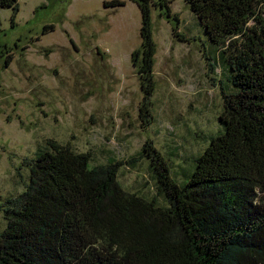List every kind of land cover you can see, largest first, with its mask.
<instances>
[{"label":"trees","instance_id":"1","mask_svg":"<svg viewBox=\"0 0 264 264\" xmlns=\"http://www.w3.org/2000/svg\"><path fill=\"white\" fill-rule=\"evenodd\" d=\"M131 1L142 19V45L132 59L139 56L150 94V8L169 6ZM185 2L217 47L230 83L222 87V131L182 179L152 144L143 146L162 202L124 190L119 161L93 165L89 151L48 140L32 161L25 190L3 209L0 264H264V0ZM0 8L16 13L17 0H0ZM10 62L7 57L4 64Z\"/></svg>","mask_w":264,"mask_h":264},{"label":"rangeland","instance_id":"2","mask_svg":"<svg viewBox=\"0 0 264 264\" xmlns=\"http://www.w3.org/2000/svg\"><path fill=\"white\" fill-rule=\"evenodd\" d=\"M105 1L17 0L16 13L0 8V232L7 200L25 190L50 139L89 151L93 165L119 161L124 190L162 202L143 146L152 144L182 179L222 131V87L230 83L185 0H166L169 11L150 8V94L139 56L132 59L142 45L140 9Z\"/></svg>","mask_w":264,"mask_h":264}]
</instances>
